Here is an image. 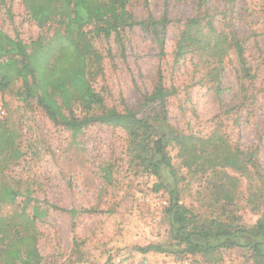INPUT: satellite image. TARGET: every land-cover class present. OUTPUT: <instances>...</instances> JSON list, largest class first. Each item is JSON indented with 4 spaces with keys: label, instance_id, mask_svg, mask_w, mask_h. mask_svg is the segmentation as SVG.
Here are the masks:
<instances>
[{
    "label": "rangeland",
    "instance_id": "374dc122",
    "mask_svg": "<svg viewBox=\"0 0 264 264\" xmlns=\"http://www.w3.org/2000/svg\"><path fill=\"white\" fill-rule=\"evenodd\" d=\"M166 6L171 22L162 42L165 58L160 42L140 26L125 29L124 53L114 37L109 41L115 58L105 59L94 85L108 108L124 112L113 122L74 137L35 100L18 99L20 81L0 91L3 121L15 131L21 153L3 170L24 193L16 206L29 196L44 208L49 202L79 211L50 208L38 222L40 264H178L173 255L136 249L167 239L170 189L178 192L190 229L210 235L238 230L250 241L258 235L264 182L253 176L264 174V0H151V13L160 18ZM130 8L138 19L147 15L143 0H132ZM0 29L26 43L41 34L20 0L0 4ZM181 45L188 51L175 63ZM97 47L104 50L106 43ZM159 67L165 84L176 88L165 109L144 99L155 88ZM157 132L166 134L170 161L159 176L149 164ZM252 152L256 166L246 172ZM218 181L230 188L233 202L215 190ZM252 253L242 246L198 259L254 264Z\"/></svg>",
    "mask_w": 264,
    "mask_h": 264
},
{
    "label": "trees",
    "instance_id": "16d2710c",
    "mask_svg": "<svg viewBox=\"0 0 264 264\" xmlns=\"http://www.w3.org/2000/svg\"><path fill=\"white\" fill-rule=\"evenodd\" d=\"M7 1L0 0V4ZM20 1L25 4L41 34L31 43H26L0 29V91H6L20 81L16 91L18 99L23 102L35 100L55 126L69 130L74 137L84 133L91 125L109 124L125 115L114 107L108 108L103 93L94 85L95 80L104 74L105 59L115 58L109 42L112 37L124 53L125 29L140 26L160 42V58L166 56L162 42L171 22L167 6L162 16L156 18L151 13V0H143L147 15L138 19L130 8L132 0ZM98 41L106 43L104 50L97 47ZM187 48L186 45L177 48L175 63L180 62ZM214 88L219 95V87ZM174 94L175 85L165 84L164 71L159 67L155 88L151 94L145 95V101L165 109L167 100ZM4 118L0 119V264H40L43 257L39 249L41 232L38 222L47 217L50 208L72 215L79 211L67 210L49 202V207L44 208L39 199L32 202L29 196L24 198L21 206H16L18 197L24 193L4 178L3 170L20 158L21 153L16 147L17 135L3 121ZM142 123L147 127L154 126L146 121ZM167 148L166 134L157 132L149 159L150 169L156 176L161 175L162 166H170ZM254 157L256 155L252 152L245 164L246 172H251L256 166ZM253 178L258 184L264 182V174L260 171H255ZM162 187L166 189L164 184L155 186L156 189ZM258 187L261 189L260 185ZM214 188L233 202L230 188L222 181L216 182ZM168 192L169 202L164 206V214L170 220L168 237L165 242L137 246L139 253L173 255L180 259L178 264L187 259L196 264H206L198 258L213 259V253L218 250L249 246L255 257L254 264H264L263 219L258 222L259 232L253 241L238 230L210 235L189 228L187 213L180 203L178 192L174 189ZM7 206L14 210H7Z\"/></svg>",
    "mask_w": 264,
    "mask_h": 264
},
{
    "label": "built area",
    "instance_id": "2783aa9c",
    "mask_svg": "<svg viewBox=\"0 0 264 264\" xmlns=\"http://www.w3.org/2000/svg\"><path fill=\"white\" fill-rule=\"evenodd\" d=\"M6 115H7V109H6L5 101L3 95L0 92V119L4 118ZM180 264H196V263H194L190 259H187L182 261ZM226 264H236V263H226Z\"/></svg>",
    "mask_w": 264,
    "mask_h": 264
}]
</instances>
